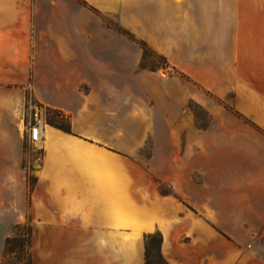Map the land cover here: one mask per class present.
<instances>
[{
	"label": "crops",
	"instance_id": "obj_1",
	"mask_svg": "<svg viewBox=\"0 0 264 264\" xmlns=\"http://www.w3.org/2000/svg\"><path fill=\"white\" fill-rule=\"evenodd\" d=\"M214 5L221 20L253 21L260 0H0V264L6 238L28 219L33 264H142L143 235L156 230L169 264H264V248L240 247L246 221L264 224L261 199L247 214L215 213L231 238L218 234L160 192V175L147 166L164 159L141 155L134 141V133L155 131L140 123L136 92L157 78L134 77L142 48L131 34L163 52L172 31L174 53L186 52L181 38L188 37L195 68L205 61L192 75L211 86L206 47ZM254 53L259 59V48ZM254 80L248 99L256 108L264 77ZM30 101L63 110L72 124V133L45 126L42 157L25 136ZM30 174L37 181L28 199ZM201 192L207 200L208 190ZM118 229H136L125 242L137 244L135 253L118 249Z\"/></svg>",
	"mask_w": 264,
	"mask_h": 264
},
{
	"label": "rangeland",
	"instance_id": "obj_2",
	"mask_svg": "<svg viewBox=\"0 0 264 264\" xmlns=\"http://www.w3.org/2000/svg\"><path fill=\"white\" fill-rule=\"evenodd\" d=\"M215 10L214 5L213 29L206 47L210 51L207 63L214 69L216 80L211 86L192 75L203 72L205 61L195 68L198 62L189 59L188 37L181 38L186 52L174 53L176 38L172 31H166L168 50L162 52L127 31L142 48L134 77L157 78L155 86L151 82L136 92L143 101L142 108L137 110L141 114L140 123L154 125L155 131L133 135L140 144L141 155L164 159L157 166H147L155 167L160 175V192L180 202L188 213L205 217L218 234L231 238L216 223L215 213L229 208L247 214L253 210L256 198L261 199L256 207L264 209V96L256 108L248 99L254 78L264 77V0H260L258 16L253 21L221 20ZM234 45H237L236 53H233ZM258 48L260 58L256 59L254 52ZM41 149L36 148L37 157H42ZM30 177L35 179L34 174ZM203 189L208 190L207 200L201 192ZM29 192L30 185L28 199ZM236 196H242L244 201L234 203L232 199ZM30 221L22 223L18 230L16 225L11 235L27 236ZM126 231L132 232L135 240L136 229H118V249L135 253L137 244L125 243L131 239ZM240 231L245 238L240 244L243 251L264 248V224L259 227L254 221H246ZM146 234L142 264L146 262ZM19 256V253L8 255L9 263H17Z\"/></svg>",
	"mask_w": 264,
	"mask_h": 264
},
{
	"label": "trees",
	"instance_id": "obj_3",
	"mask_svg": "<svg viewBox=\"0 0 264 264\" xmlns=\"http://www.w3.org/2000/svg\"><path fill=\"white\" fill-rule=\"evenodd\" d=\"M143 67V66H142ZM144 68V67H143ZM48 123L65 131L72 133V124L70 118L63 119L58 116L56 111H52L48 115ZM30 195L36 184L37 179L29 178ZM22 224H17L18 230ZM33 225L28 222V235L14 233L5 240L3 264H33L32 256V240H33ZM145 248H146V262L145 264H169L162 252V245L164 242L163 235L160 230L148 233L145 235ZM20 254L17 263H9L8 255Z\"/></svg>",
	"mask_w": 264,
	"mask_h": 264
},
{
	"label": "built area",
	"instance_id": "obj_4",
	"mask_svg": "<svg viewBox=\"0 0 264 264\" xmlns=\"http://www.w3.org/2000/svg\"><path fill=\"white\" fill-rule=\"evenodd\" d=\"M29 116L25 123V136L34 143L38 148H42L44 139V128L48 125V115L52 111H56L58 116L63 119H68L69 116L66 112L59 109L43 107L33 101L28 103Z\"/></svg>",
	"mask_w": 264,
	"mask_h": 264
}]
</instances>
